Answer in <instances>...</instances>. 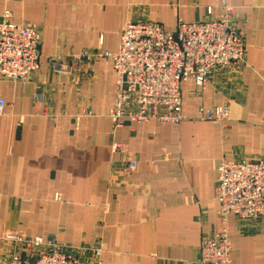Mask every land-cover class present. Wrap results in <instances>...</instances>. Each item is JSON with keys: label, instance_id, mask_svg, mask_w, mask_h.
Instances as JSON below:
<instances>
[{"label": "crops", "instance_id": "obj_1", "mask_svg": "<svg viewBox=\"0 0 264 264\" xmlns=\"http://www.w3.org/2000/svg\"><path fill=\"white\" fill-rule=\"evenodd\" d=\"M223 1L244 36L243 64L214 71L203 87L184 81L177 124L115 126L112 60L82 52L116 50L128 18L173 31L217 18ZM5 12L39 30L41 44L36 71L0 77V264L20 249L4 238L16 231L100 246L103 264H200L202 233L221 227L218 164L264 158V0H0ZM222 104L226 126L199 119L201 107ZM115 142L128 152L113 153ZM128 159L135 172L114 170ZM228 226L231 264H264V222L230 216Z\"/></svg>", "mask_w": 264, "mask_h": 264}, {"label": "built area", "instance_id": "obj_2", "mask_svg": "<svg viewBox=\"0 0 264 264\" xmlns=\"http://www.w3.org/2000/svg\"><path fill=\"white\" fill-rule=\"evenodd\" d=\"M217 18L195 22L180 21L173 31L163 25L126 19L114 51H84L81 57L105 55L111 58L115 73V97L107 116L115 126L124 122L177 124L181 113V84L193 80L205 86L217 70H235L245 60V40L232 24L233 8L223 1ZM207 14L212 7H207ZM41 34L36 28L9 20V12L0 18V77L22 80L39 67ZM58 72L66 66L56 64ZM37 105L45 104V96H34ZM0 98V115L6 108ZM84 114H87L84 112ZM199 119L230 121L229 106L198 111ZM113 153L128 152L127 145L115 142ZM137 162H119L114 170L135 172ZM216 200L219 230L204 231L200 245V264H231L232 243L229 238L230 216L260 219L264 222V158L255 161H221L217 166ZM56 196V200H61ZM4 238L20 249L6 264H103L102 248L76 247L61 243L55 233L29 237L21 232H8Z\"/></svg>", "mask_w": 264, "mask_h": 264}]
</instances>
